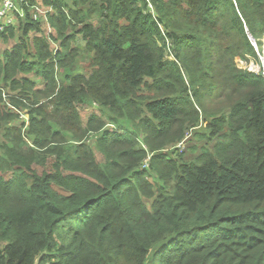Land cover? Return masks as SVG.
<instances>
[{
	"label": "trees",
	"instance_id": "16d2710c",
	"mask_svg": "<svg viewBox=\"0 0 264 264\" xmlns=\"http://www.w3.org/2000/svg\"><path fill=\"white\" fill-rule=\"evenodd\" d=\"M15 3L0 264H264V0Z\"/></svg>",
	"mask_w": 264,
	"mask_h": 264
},
{
	"label": "built area",
	"instance_id": "2783aa9c",
	"mask_svg": "<svg viewBox=\"0 0 264 264\" xmlns=\"http://www.w3.org/2000/svg\"><path fill=\"white\" fill-rule=\"evenodd\" d=\"M17 11V6L15 4V0H3L2 1V6L0 7V32L5 30V28L9 25V24H14V22L12 21L11 18H7L8 15H13L14 12ZM36 19V17H35ZM264 39V38H263ZM262 39V40H263ZM262 53L259 52V49H258V46H257V41L255 40V42L253 43V47L256 49V52H257V55H258V61L259 63L257 64L258 66H256V68H253L254 67V64H253V61L254 60H251V64L252 65H249L245 62L244 65H242V61H240L241 63V66H245V68H247V70L249 72H252L254 74H257V75H260L264 78V40L262 41ZM179 148H182L183 147V143L180 144L178 146Z\"/></svg>",
	"mask_w": 264,
	"mask_h": 264
},
{
	"label": "rangeland",
	"instance_id": "374dc122",
	"mask_svg": "<svg viewBox=\"0 0 264 264\" xmlns=\"http://www.w3.org/2000/svg\"><path fill=\"white\" fill-rule=\"evenodd\" d=\"M16 4V3H15ZM36 9L39 11V12H42V11H44V10H42V9H40L38 6H36ZM7 18H11L12 19V21L14 22V25L16 24L17 25V21H16V18H15V15L13 14L12 16L11 15H8L7 16ZM36 21V20H35ZM45 22H47L46 21V19L44 20ZM44 21L42 20V25H43V27H44V32H45V34H50L51 33V28H50V26L47 24V23H44ZM12 25L11 24H9L8 26H7V29L9 28V27H11ZM6 29V30H7ZM247 34V33H246ZM20 35V32L19 33H17L16 34V36H19ZM248 37V36H247ZM248 40H249V38H248ZM262 40V39H261ZM261 40H260V42H261ZM264 40V39H263ZM262 40V41H263ZM260 47H261V49H262V45H260ZM251 60H254V59H251ZM250 60V61H251ZM249 61V65H252L251 64V62ZM241 62L239 61V65L241 66V64H240ZM243 63V62H242ZM259 63V61L258 62H256L255 60L253 61V64H254V67L253 68H256V66H258L257 64ZM245 63H243L242 65H244ZM89 63H88V61H85V62H82V64H81V66H80V68H81V70L83 71V73L85 74V75H89ZM245 67V66H244ZM98 110V106H94V107H92L89 111H93V112H95V111H97ZM191 137V134L190 135H188L187 136V138H186V140H185V142H184V144L188 141V139ZM184 144H183V146H184ZM180 151H182V150H180Z\"/></svg>",
	"mask_w": 264,
	"mask_h": 264
},
{
	"label": "water",
	"instance_id": "95a60500",
	"mask_svg": "<svg viewBox=\"0 0 264 264\" xmlns=\"http://www.w3.org/2000/svg\"><path fill=\"white\" fill-rule=\"evenodd\" d=\"M246 33H247V36L249 38V41L251 42V44L253 45V43L255 42V39L252 37V35L247 31L246 29Z\"/></svg>",
	"mask_w": 264,
	"mask_h": 264
},
{
	"label": "clouds",
	"instance_id": "9594fccd",
	"mask_svg": "<svg viewBox=\"0 0 264 264\" xmlns=\"http://www.w3.org/2000/svg\"><path fill=\"white\" fill-rule=\"evenodd\" d=\"M13 25H14V24H13ZM24 117H25V116H24L23 114H20V118L23 119ZM190 134H191V131L187 134V136L190 135ZM187 136H186V138H187ZM186 138H185V140H186ZM185 140H184V141H185ZM182 143H183V142H182Z\"/></svg>",
	"mask_w": 264,
	"mask_h": 264
}]
</instances>
